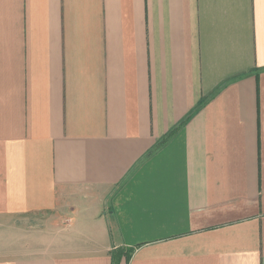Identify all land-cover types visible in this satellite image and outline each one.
<instances>
[{"label": "crops", "instance_id": "crops-1", "mask_svg": "<svg viewBox=\"0 0 264 264\" xmlns=\"http://www.w3.org/2000/svg\"><path fill=\"white\" fill-rule=\"evenodd\" d=\"M117 249L264 264V0H0V264Z\"/></svg>", "mask_w": 264, "mask_h": 264}, {"label": "trees", "instance_id": "trees-1", "mask_svg": "<svg viewBox=\"0 0 264 264\" xmlns=\"http://www.w3.org/2000/svg\"><path fill=\"white\" fill-rule=\"evenodd\" d=\"M201 103L199 104L200 107ZM190 117V116H189ZM189 117L181 122L180 124H178L177 127L172 128L171 131L167 134V136L165 137V139L161 142L163 144V142L167 141L169 138H171L174 133L177 131V128H180L184 125V123L189 119ZM150 154V153H149ZM133 253L132 249H117V250H112L111 252V264H117L119 262V260L121 259V257H125V259L128 261L130 259L131 254Z\"/></svg>", "mask_w": 264, "mask_h": 264}, {"label": "rangeland", "instance_id": "rangeland-1", "mask_svg": "<svg viewBox=\"0 0 264 264\" xmlns=\"http://www.w3.org/2000/svg\"><path fill=\"white\" fill-rule=\"evenodd\" d=\"M20 225V224H19ZM43 225L41 224V223H39V222H37V220L36 221H29L28 223H27V225H26V230L28 231L29 230V234L30 233H32V232H34V231H39V230H41V228H43L44 229V227H42ZM18 237H19V235H18ZM20 238V237H19ZM21 239H19V241H20Z\"/></svg>", "mask_w": 264, "mask_h": 264}]
</instances>
